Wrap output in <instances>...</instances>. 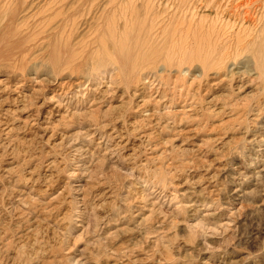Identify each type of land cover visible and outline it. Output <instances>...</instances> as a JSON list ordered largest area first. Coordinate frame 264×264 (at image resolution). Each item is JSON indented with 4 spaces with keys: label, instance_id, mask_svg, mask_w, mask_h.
<instances>
[{
    "label": "rangeland",
    "instance_id": "obj_1",
    "mask_svg": "<svg viewBox=\"0 0 264 264\" xmlns=\"http://www.w3.org/2000/svg\"><path fill=\"white\" fill-rule=\"evenodd\" d=\"M249 1L0 0V264H264Z\"/></svg>",
    "mask_w": 264,
    "mask_h": 264
},
{
    "label": "bare ground",
    "instance_id": "obj_2",
    "mask_svg": "<svg viewBox=\"0 0 264 264\" xmlns=\"http://www.w3.org/2000/svg\"><path fill=\"white\" fill-rule=\"evenodd\" d=\"M250 1H251V0H250ZM250 1H249V2H250ZM6 2H7V1H6ZM261 2H262V0H261ZM72 3H73V2H72ZM241 3H243V2H241ZM250 3H251V2H250ZM263 3H264V2H263ZM256 4H257V3H256ZM238 5H239V4H238ZM247 5H248V3H247ZM249 5H250V4H249ZM252 5H253V4H252ZM252 5H250V6H252ZM258 5H259V4H258ZM228 7H229V6H228ZM255 7H256V6H255ZM258 7H259V6H258ZM262 7H263V5H262ZM251 8H253V7H251ZM251 8H250V9H251ZM247 9H249V8H247ZM256 10H257V9H256ZM263 10H264V9H263ZM263 10H262V11H263ZM247 11H249V10H247ZM262 11H261V13H262ZM1 12H2V11H1ZM245 12H246V11H245ZM249 12H250V11H249ZM231 13H232V12H231ZM252 14H253V13H252ZM256 14H257V13H256ZM248 15H249V13H248ZM260 15H261V14H260ZM245 16H247V15H245ZM248 17H249V16H248ZM257 17H258V16H257ZM261 17H262V16H261ZM5 18H6V17H5ZM216 19H217V18H216ZM248 19H249V18H248ZM254 19H255V18H254ZM257 19H258V18H257ZM260 19H261V18H260ZM250 20H251V19H250ZM263 20H264V19H263ZM256 21H258V20H256ZM262 22H264V21H262ZM258 23H260V21H259ZM258 23H257V24H258ZM257 24H256V25H257ZM260 25H261V24H260ZM261 27H262V25H261ZM262 28H263V27H262ZM232 30H233V29H232ZM213 31H214V30H213ZM250 33H251V32H250ZM258 33H259V32H258ZM260 33H261V32H260ZM252 35H253V34H252ZM220 36H221V35H220ZM260 36H262V35H260ZM222 37H223V36H222ZM222 37H221V38H222ZM262 37H263V36H262ZM251 38H252V37H251ZM248 39H249V38H248ZM256 40H257V39H256ZM257 41H258V40H257ZM221 42H222V41H221ZM259 42H261V41H259ZM219 43H220V42H219ZM257 44H258V43H257ZM257 44H256V45H257ZM244 45H245V44H244ZM242 46H243V45H242ZM263 46H264V45H263ZM263 46H262V47H263ZM221 47H222V45H221ZM235 47H236V46H235ZM239 47H240V46H239ZM262 47H261V48H262ZM261 48H260V49H261ZM236 50H237V49H236ZM261 50H262V49H261ZM222 51H223V50H222ZM257 51H258V50H257ZM263 51H264V50H263ZM235 52H236V51H235ZM259 52H260V51H259ZM257 53H258V52H257ZM258 54H259V53H258ZM259 55H260V54H259ZM259 55H258V57H259ZM216 58H217V57H216ZM130 59H131V58H130ZM258 60H259V58H258ZM214 62H215V61H214ZM258 63H260V62H258ZM262 63H263V62H262ZM214 65H215V64H214ZM227 66H228V65H227ZM240 66H241V65H240ZM240 73H241V72H240Z\"/></svg>",
    "mask_w": 264,
    "mask_h": 264
}]
</instances>
